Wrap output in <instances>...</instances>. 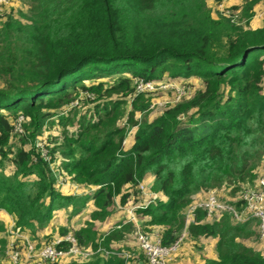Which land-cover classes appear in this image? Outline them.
<instances>
[{
  "label": "trees",
  "instance_id": "16d2710c",
  "mask_svg": "<svg viewBox=\"0 0 264 264\" xmlns=\"http://www.w3.org/2000/svg\"><path fill=\"white\" fill-rule=\"evenodd\" d=\"M259 2L246 0L235 20L222 12L215 17L209 0H33L28 23L11 14L0 20V210L14 215L25 233L46 228L63 207L78 215L90 196L60 191L61 171L75 185L96 188L92 217L104 220L117 196L123 207L133 193L143 199L140 185L153 176L149 189L163 196L135 210L144 217L145 233L158 227L165 246L182 230L190 239H215L216 257L204 264H264V253L242 240L256 234L258 219L237 221L224 211L209 220L198 208L186 225L194 195L226 187L233 196L224 202L242 208L238 195L259 183L264 19L250 26ZM165 77L184 84L199 78L203 86L138 123L136 112L150 107L154 93L139 91L138 83ZM104 78L115 82L105 86ZM80 93L86 94L81 104L70 107ZM114 94L131 97L125 124L119 121L127 100L112 99ZM87 103L92 106L81 110ZM126 125L137 126L128 148ZM55 127L62 140L48 134L45 157L35 150L37 141ZM4 159L14 166L12 175ZM113 230L100 242L84 228L74 234L82 245L91 241L95 250H114L111 243L122 239L124 229ZM68 231L61 227L58 234ZM118 250L132 257L97 255L67 264H146L129 245Z\"/></svg>",
  "mask_w": 264,
  "mask_h": 264
},
{
  "label": "rangeland",
  "instance_id": "374dc122",
  "mask_svg": "<svg viewBox=\"0 0 264 264\" xmlns=\"http://www.w3.org/2000/svg\"><path fill=\"white\" fill-rule=\"evenodd\" d=\"M5 1H6L5 3L6 5H3V8H0V14H2V16L0 15L1 16L0 20L6 19L7 15L11 14L15 18H18L25 23L29 22L27 17H29L32 14L33 0H5ZM245 1L246 0H232L230 3L224 6L225 8H223L224 9L223 11H219L217 7L218 0H209V3L214 10L215 17H217L219 12H222L225 13V15L227 16L231 14L232 16L235 17V20H238L242 15L241 6H243ZM235 6H239L240 9L238 10L234 9ZM254 13L255 15L250 23V26L252 27L259 26L262 23V20L264 19V0H260V2L255 6ZM104 81L106 82L105 83L106 86L109 83L113 82L114 79L104 78ZM202 86L203 85L199 78H194L188 81L186 84H184L180 80H172L168 77H165L163 81L155 82L151 84L150 88H148L149 89L148 91L154 92L152 93V96H150L151 105L147 110L143 112L137 111L135 116L136 120L138 121V123H141L145 120H151L155 118L156 116L162 114L167 108L179 102L181 99L192 96L197 91V89L201 88ZM1 87H3V84L0 80V88ZM85 96H86L85 93L82 94L80 93L79 98L73 102L74 106L71 104L70 107L79 106V104H81V99H83ZM91 98L95 99V96H92ZM112 99L127 100V102L124 105L125 116L121 117V120L119 121V123L125 124L124 120H126L127 112L132 109V105L130 104L131 97L123 96L122 94H114ZM87 106H92V103L89 105L87 103L82 107L80 106V109L82 110ZM25 121L26 120H23L22 122ZM125 127L127 129L126 131L127 137L124 142V145L126 148H128L130 147V145L134 140V133L137 129V126L129 127V125H126ZM74 129H75L74 126L69 127L70 132H72ZM48 134L49 135L51 134L52 137L59 136L58 140H62L61 130L59 127L47 129L45 135L38 139L37 141L38 143L35 148V150L41 155L43 152H48L50 149L51 142L47 143V144L50 143L48 147L46 146V138ZM53 140L55 142L56 138L54 139L51 138V141ZM14 142L17 145L21 144V142H18L16 140L13 141V144ZM25 148L31 149L32 146L28 144L25 145ZM47 155L49 156V153H47ZM2 166L5 168V172L8 175H12L15 171L14 166H12L7 159L6 160L4 159ZM257 172H258L257 173L258 179L257 178L256 179L258 181L264 179V159L261 161V164L259 165ZM58 178L59 181L57 183V186L60 191L63 190L62 192L64 193L74 194V189L76 190L75 192H77V189H79L80 194L90 197L87 198L85 207L82 209L80 213H78V215L71 217L72 206L63 207L54 213L51 224L48 225L46 228L39 229L36 233H32L28 231L26 234L30 237L31 242L36 246L37 249L43 246L44 244L47 243L49 244L56 238L60 237L58 233L61 227L68 228L69 229L68 233H74L76 230L84 228L86 233L91 234V238H94V232H95L96 233L95 240L98 242L108 237L109 234L114 231L113 229L117 231L120 230V228L124 229L122 239L119 241H113L111 243V246L114 249H118L119 246L121 245L122 246L129 245L132 249L135 250L134 254L137 257L142 256L143 254L139 249V240H138V237L141 234H147L150 236V238L153 239L159 237L160 234L158 227H155L151 231L145 233L143 228L144 217L141 214H137L135 211L136 207L139 206V204L143 203L144 200H149L154 198L153 197L154 195L151 194L152 192L149 189V186L153 181V176L149 177L148 180L142 183L145 186V188H147V194L143 195V199L138 200L136 194L133 193L129 204L126 207H123L120 204V199H121L120 196H117L115 198V205L110 209L111 210L110 215L104 220L93 219L92 217V213L98 209V207L94 205L91 199V195L93 194V191L96 189L95 187L93 186L81 187L75 185V183L71 181V177L62 174L61 171H60V175H58ZM211 190L216 191L220 199L222 200L230 199L233 196L230 194L228 188L226 187L219 186ZM209 192L205 191L194 195L193 202L205 201L208 197ZM242 194H239L238 196H242ZM157 196L159 197L163 195L157 194ZM0 222L4 227V229L0 231V264H30V262L27 260L28 258H26L27 255L29 254L27 249H25L26 244L16 238L17 230L21 228L17 224L16 217L10 214L8 211L2 209L0 210ZM126 224H132V227L130 229L123 228L124 225ZM255 230H256L255 235L249 238H242V240L247 245L253 246L255 249L264 253V240L261 238L259 225L258 226L257 224L255 225ZM46 234L50 236L49 240L48 239L45 240L46 238H44V236H47ZM179 238H181L180 239L181 243L179 244L177 251L173 255L172 262H175L176 264H204L205 258L216 257L215 239L203 238V237L196 240L190 239L187 230H182V233L180 234ZM14 242H17V244L15 245ZM80 245L83 248L84 252H89V255L92 254L93 252V254L88 257L66 256L58 261L59 264H67L69 262H84L93 256L107 255L106 252L104 251V249L105 250L107 249L105 246H102L101 251H97V249L96 250L94 249V246L92 245L91 241L83 245L80 243ZM16 248H21V252L23 254L22 259L18 262H14L12 259V254L16 250Z\"/></svg>",
  "mask_w": 264,
  "mask_h": 264
},
{
  "label": "built area",
  "instance_id": "2783aa9c",
  "mask_svg": "<svg viewBox=\"0 0 264 264\" xmlns=\"http://www.w3.org/2000/svg\"><path fill=\"white\" fill-rule=\"evenodd\" d=\"M232 0H218V9L223 11L224 6L230 3ZM5 0H0V8H3ZM221 8V9H220ZM2 16V14H0ZM0 16V17H1ZM151 84H144L139 82L137 89L139 91L149 90ZM23 118H20L22 121ZM20 131H22L21 127ZM41 146V144H40ZM43 147V146H42ZM43 156L47 157V152L42 153ZM62 182V180H61ZM141 191L144 195L147 194V188L143 184L140 185ZM154 198L158 196L154 193ZM242 199L244 201V206L242 208H237L233 204H228L219 199V195L216 191L210 190L208 197L203 202H193L191 206L186 211V225L194 221L196 218V211L198 208H201L206 211V216L209 220L213 219L220 212L228 211L231 212L234 218L237 221H245L250 217H254L259 221V228L261 233V238L264 240V179H261L257 187H250L244 190L242 194ZM16 238L26 244L25 249L29 252L26 258L33 264H53L58 262L60 259L66 256H83L88 257L89 252H84L81 247L78 238L74 233H67L64 236H60L53 240L51 243L44 244L40 248L31 242L30 237L23 232V230H17ZM181 238H179L174 244L170 246H165L162 244L159 237L153 239L150 238L147 234H141L138 237L139 240V249L143 253L146 264H172L173 255L177 251ZM18 242V241H17ZM17 242H14L15 245ZM65 244V245H64ZM102 247L97 248V251H101ZM107 255H121L124 256L127 260L132 257L131 253L128 251H119L118 249L114 250H105ZM21 248H16L12 254V259L14 262H18L22 259Z\"/></svg>",
  "mask_w": 264,
  "mask_h": 264
},
{
  "label": "crops",
  "instance_id": "0c3cea01",
  "mask_svg": "<svg viewBox=\"0 0 264 264\" xmlns=\"http://www.w3.org/2000/svg\"><path fill=\"white\" fill-rule=\"evenodd\" d=\"M61 191H63V190H61ZM75 189H74V193H75ZM77 194L80 196V195H83V194H80V192H79V189H77ZM172 264H176L175 262H172Z\"/></svg>",
  "mask_w": 264,
  "mask_h": 264
}]
</instances>
